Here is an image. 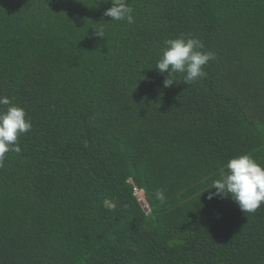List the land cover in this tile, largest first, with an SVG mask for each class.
<instances>
[{"label": "trees", "instance_id": "obj_1", "mask_svg": "<svg viewBox=\"0 0 264 264\" xmlns=\"http://www.w3.org/2000/svg\"><path fill=\"white\" fill-rule=\"evenodd\" d=\"M112 3L0 0V97L33 125L0 166V264H264V205L205 192L264 165V0H127L132 24ZM181 35L216 58L165 88Z\"/></svg>", "mask_w": 264, "mask_h": 264}, {"label": "clouds", "instance_id": "obj_2", "mask_svg": "<svg viewBox=\"0 0 264 264\" xmlns=\"http://www.w3.org/2000/svg\"><path fill=\"white\" fill-rule=\"evenodd\" d=\"M114 21L134 23L133 8L127 0H113L112 7L103 13ZM97 35L103 37L101 31ZM204 44L191 36L181 35L176 39L165 41L161 57L157 61L156 70L162 75L167 73L163 86L165 88L176 84L177 74L183 75L185 84L206 78L205 66L216 58L212 51H204ZM0 166L9 152L19 154L21 147L18 143L20 136L29 132L33 125L25 109L12 104L8 97H0ZM227 172L211 185L207 199L231 198L244 213H254L264 205V165L257 162L250 154H243L230 159L225 165ZM215 191H212V190ZM155 198L163 202L165 193L157 189Z\"/></svg>", "mask_w": 264, "mask_h": 264}, {"label": "built area", "instance_id": "obj_3", "mask_svg": "<svg viewBox=\"0 0 264 264\" xmlns=\"http://www.w3.org/2000/svg\"><path fill=\"white\" fill-rule=\"evenodd\" d=\"M135 196L138 198L140 204L142 205V208L145 210L146 214L149 215L151 212L150 206L147 204L145 196L143 195V192L139 190L138 188H135L134 190Z\"/></svg>", "mask_w": 264, "mask_h": 264}]
</instances>
